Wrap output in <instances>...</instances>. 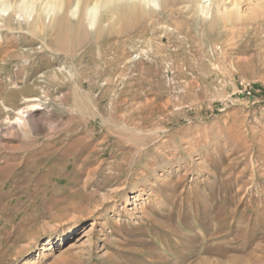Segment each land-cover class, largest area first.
Here are the masks:
<instances>
[{
    "label": "rangeland",
    "instance_id": "1",
    "mask_svg": "<svg viewBox=\"0 0 264 264\" xmlns=\"http://www.w3.org/2000/svg\"><path fill=\"white\" fill-rule=\"evenodd\" d=\"M8 2L0 264H264V13L211 28L157 9L61 49Z\"/></svg>",
    "mask_w": 264,
    "mask_h": 264
},
{
    "label": "bare ground",
    "instance_id": "2",
    "mask_svg": "<svg viewBox=\"0 0 264 264\" xmlns=\"http://www.w3.org/2000/svg\"><path fill=\"white\" fill-rule=\"evenodd\" d=\"M74 1L15 0L12 6L19 8L29 3L32 10L36 9L31 21L25 17L27 26H29L28 31L30 30L31 34L33 33L34 35L46 36V34H49L56 36L59 40L57 45L61 49L69 44H82L89 40L93 34L100 38L106 28L114 29L120 33L125 32L131 27L142 23L141 21L143 20H152L157 14V9L171 14H178L180 17H184L187 22L201 16L203 19L209 20L211 28H217L221 24L227 28L228 25H235L239 22V24L250 22L257 19L260 13H264V3L262 4L258 0H76L75 6L64 12L72 6ZM83 5L85 6L83 16L78 19L75 25H72L74 22L73 16L79 13ZM8 7V0L1 1L0 10L6 12ZM32 10L31 12H33ZM61 12L62 15L60 14ZM4 15V12L0 11V19L6 21L5 27L8 26L10 30H13L14 24H11V18H4ZM19 24L22 27V23L19 22ZM21 119V117L18 118V120L23 121ZM135 197L130 200L131 204L139 205L137 203L138 198L137 196ZM94 223L92 222L83 227L71 239L80 242L77 245L82 244V248H84L86 243H91L90 245L92 246L95 243L94 241L92 242L91 238ZM65 238L58 239L60 245L56 248L53 245L55 241L48 239L42 249L52 254L56 249L63 252L64 250L62 249L76 244L70 242L71 240L63 242ZM37 259L39 257L35 258L34 261L36 262Z\"/></svg>",
    "mask_w": 264,
    "mask_h": 264
}]
</instances>
